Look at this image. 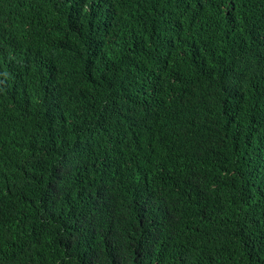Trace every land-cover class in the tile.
Wrapping results in <instances>:
<instances>
[{"label": "trees", "instance_id": "16d2710c", "mask_svg": "<svg viewBox=\"0 0 264 264\" xmlns=\"http://www.w3.org/2000/svg\"><path fill=\"white\" fill-rule=\"evenodd\" d=\"M0 264H264V0H0Z\"/></svg>", "mask_w": 264, "mask_h": 264}]
</instances>
